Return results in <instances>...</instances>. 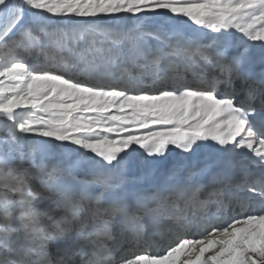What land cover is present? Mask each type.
I'll return each instance as SVG.
<instances>
[{
    "label": "snow or ice",
    "instance_id": "snow-or-ice-1",
    "mask_svg": "<svg viewBox=\"0 0 264 264\" xmlns=\"http://www.w3.org/2000/svg\"><path fill=\"white\" fill-rule=\"evenodd\" d=\"M0 264H264V0H0Z\"/></svg>",
    "mask_w": 264,
    "mask_h": 264
},
{
    "label": "bare ground",
    "instance_id": "bare-ground-1",
    "mask_svg": "<svg viewBox=\"0 0 264 264\" xmlns=\"http://www.w3.org/2000/svg\"><path fill=\"white\" fill-rule=\"evenodd\" d=\"M139 164L138 160L129 159V167L132 169H136ZM162 246L154 248V251H160Z\"/></svg>",
    "mask_w": 264,
    "mask_h": 264
}]
</instances>
